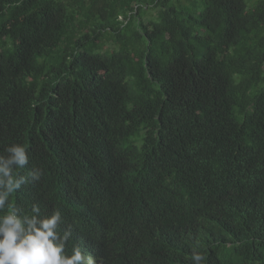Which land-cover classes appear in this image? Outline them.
I'll list each match as a JSON object with an SVG mask.
<instances>
[{
    "label": "trees",
    "instance_id": "1",
    "mask_svg": "<svg viewBox=\"0 0 264 264\" xmlns=\"http://www.w3.org/2000/svg\"><path fill=\"white\" fill-rule=\"evenodd\" d=\"M13 142L44 175L12 202L59 208L68 251L264 264V0H0Z\"/></svg>",
    "mask_w": 264,
    "mask_h": 264
},
{
    "label": "clouds",
    "instance_id": "2",
    "mask_svg": "<svg viewBox=\"0 0 264 264\" xmlns=\"http://www.w3.org/2000/svg\"><path fill=\"white\" fill-rule=\"evenodd\" d=\"M29 163L28 146L24 143L13 142L0 153V264H100L91 248L73 245L67 250L72 230L71 226L61 230L63 216L59 208L42 212L40 205L34 203L30 211H25L12 202L13 194L44 175L43 169L35 166L25 173ZM95 196L102 198L105 205L111 198L108 189ZM99 221L90 223L92 230ZM191 261L203 264L205 256L194 249Z\"/></svg>",
    "mask_w": 264,
    "mask_h": 264
}]
</instances>
